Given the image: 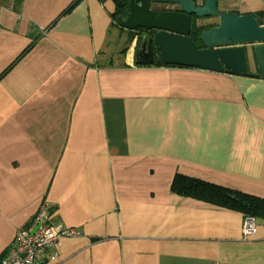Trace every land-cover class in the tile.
Wrapping results in <instances>:
<instances>
[{"label":"crops","instance_id":"obj_1","mask_svg":"<svg viewBox=\"0 0 264 264\" xmlns=\"http://www.w3.org/2000/svg\"><path fill=\"white\" fill-rule=\"evenodd\" d=\"M73 1L0 0V264L43 201L80 232L50 264H264V220L244 239L241 212L171 190L181 174L264 198V79L137 64L112 0Z\"/></svg>","mask_w":264,"mask_h":264},{"label":"water","instance_id":"obj_2","mask_svg":"<svg viewBox=\"0 0 264 264\" xmlns=\"http://www.w3.org/2000/svg\"><path fill=\"white\" fill-rule=\"evenodd\" d=\"M151 1L175 4L176 9H154ZM216 17L217 25L191 36V19ZM118 26L140 32L134 51L137 64H152L157 54L165 65L196 67L232 75L264 79V25L251 13L221 11L216 0H128ZM253 44L257 71L248 69L246 46Z\"/></svg>","mask_w":264,"mask_h":264},{"label":"built area","instance_id":"obj_3","mask_svg":"<svg viewBox=\"0 0 264 264\" xmlns=\"http://www.w3.org/2000/svg\"><path fill=\"white\" fill-rule=\"evenodd\" d=\"M264 25V16H262ZM50 205L43 201L33 216L28 228L18 230L8 246L2 264H50L58 257L59 241L62 237L77 236L79 231L49 220ZM257 220L254 216L245 215L241 223L242 238L255 235Z\"/></svg>","mask_w":264,"mask_h":264},{"label":"trees","instance_id":"obj_4","mask_svg":"<svg viewBox=\"0 0 264 264\" xmlns=\"http://www.w3.org/2000/svg\"><path fill=\"white\" fill-rule=\"evenodd\" d=\"M78 0H74L67 10H70ZM114 3V24L116 23L117 16H125L127 13V1L128 0H112ZM259 22H262V16L254 15ZM201 28H197L191 31L192 38L200 44L198 36ZM128 39L131 40L136 30H128ZM171 190L182 196H189L205 202L214 203L226 208L237 210L244 216L251 215L258 219L264 220V198L258 197L249 193L237 191L228 187H224L218 184L207 182L198 178L188 177L181 174H176L171 182Z\"/></svg>","mask_w":264,"mask_h":264},{"label":"rangeland","instance_id":"obj_5","mask_svg":"<svg viewBox=\"0 0 264 264\" xmlns=\"http://www.w3.org/2000/svg\"><path fill=\"white\" fill-rule=\"evenodd\" d=\"M167 4H170V3H165V2H159V1H151L150 2V6L152 7V6H154V7H164V6H166ZM126 36H124V38H125ZM121 38H123V35L121 36ZM117 55H119V53L117 54ZM125 55V53H123V56ZM119 56H121V54L119 55Z\"/></svg>","mask_w":264,"mask_h":264},{"label":"clouds","instance_id":"obj_6","mask_svg":"<svg viewBox=\"0 0 264 264\" xmlns=\"http://www.w3.org/2000/svg\"><path fill=\"white\" fill-rule=\"evenodd\" d=\"M262 24V22H260Z\"/></svg>","mask_w":264,"mask_h":264}]
</instances>
